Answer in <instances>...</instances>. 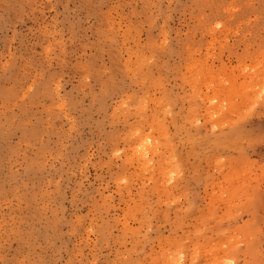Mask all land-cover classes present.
Segmentation results:
<instances>
[{
	"label": "rangeland",
	"instance_id": "rangeland-1",
	"mask_svg": "<svg viewBox=\"0 0 264 264\" xmlns=\"http://www.w3.org/2000/svg\"><path fill=\"white\" fill-rule=\"evenodd\" d=\"M0 264H264V0H0Z\"/></svg>",
	"mask_w": 264,
	"mask_h": 264
}]
</instances>
